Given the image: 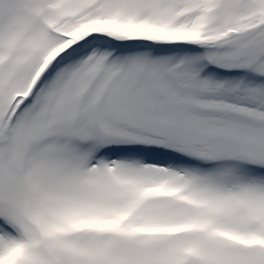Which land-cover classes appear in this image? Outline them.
<instances>
[{
	"label": "snow or ice",
	"instance_id": "1",
	"mask_svg": "<svg viewBox=\"0 0 264 264\" xmlns=\"http://www.w3.org/2000/svg\"><path fill=\"white\" fill-rule=\"evenodd\" d=\"M0 264H264V0H0Z\"/></svg>",
	"mask_w": 264,
	"mask_h": 264
}]
</instances>
